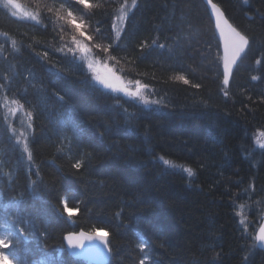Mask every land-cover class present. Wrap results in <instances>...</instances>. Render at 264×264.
<instances>
[{"label": "trees", "instance_id": "obj_1", "mask_svg": "<svg viewBox=\"0 0 264 264\" xmlns=\"http://www.w3.org/2000/svg\"><path fill=\"white\" fill-rule=\"evenodd\" d=\"M16 1L38 13L33 22L0 6V203L15 200L34 233L20 238L19 264H86L57 255L65 233L94 227L110 232L107 264L146 255L147 264H264L254 243L264 209V149L254 142L264 133V0H212L249 40L227 86L203 0H137L119 38L112 21L125 0H90L99 5L90 9ZM68 10L83 19L91 51L147 85L144 96L157 103L91 83L65 48L77 30ZM4 98L32 114L31 161L6 123ZM162 157L191 168L192 180ZM65 198L79 205L74 223L63 216Z\"/></svg>", "mask_w": 264, "mask_h": 264}, {"label": "snow or ice", "instance_id": "obj_2", "mask_svg": "<svg viewBox=\"0 0 264 264\" xmlns=\"http://www.w3.org/2000/svg\"><path fill=\"white\" fill-rule=\"evenodd\" d=\"M211 4L212 10L216 16V26L221 30V35L224 36V29L221 28V21L225 25H228L230 32L225 39L224 49V83L227 85L228 78L231 73V67L236 62L237 58L240 56L242 52L245 51V48L249 44V40L245 35H242L238 32L234 27L228 24V21L224 19V15L221 12L220 8L217 4L212 3V0H208ZM77 4L83 5L85 9H90L93 7H98L99 5L93 4L90 0H76ZM137 0H132L131 6L127 4V0L125 3L121 4L117 9L118 14L114 17L113 21V30L116 33V37L119 38L120 32L123 28L124 22L128 18V14L131 11V8L136 6ZM5 7H11L13 9L12 15L16 16L17 11L21 12L24 18H30L32 20H36V16L31 15L27 11H25L20 4L16 3V0H5ZM63 7V5L61 6ZM67 17L69 22L76 25L77 31L81 36H85V33L81 31V27L83 25V19L76 16L73 11H67ZM118 22V23H117ZM85 39H92V36H85ZM13 47H15V41L12 42ZM72 43L76 45L75 49L69 48L68 51H79L81 55L77 57V59L83 60L87 63V67L92 70L94 74V79L97 83L103 85L105 89H111L112 92H122L125 96L138 99L144 105H148L149 103H157V101H149L143 94L142 89L146 88L147 85H142L139 80L127 81L126 83L121 80L120 77H116L117 80L121 82L119 84H115L110 82L107 78L101 77L93 65L98 63L96 59L93 58L91 54V49L85 46L81 41L77 40L75 36L72 37ZM97 48H102L104 52H108V47H105L100 44L94 45ZM111 59V57H109ZM177 79L184 80L183 77H177ZM253 80L256 79L255 76L252 77ZM135 84V89L131 87L132 84ZM184 83H187V80H184ZM8 104L7 98H5V105ZM11 104L18 105L19 108L22 109V105H19V102L15 99L11 101ZM17 109H10L12 114L14 115ZM28 124L27 127L31 128V112L26 113ZM62 123V122H61ZM260 136L264 137V133H260ZM17 143L23 144L22 150L24 153L28 154V160H32V154L29 148V144L27 143V137L24 132L20 133V137L17 138ZM260 147L264 148V142H260ZM163 159V157L161 158ZM163 163L169 167H183L179 165L173 164V162L163 159ZM73 167L79 169L81 167L80 162L73 164ZM183 171L187 174L188 177H192L194 175L193 170L188 167H183ZM61 205L63 207V216H66L69 223H74L73 218L77 217L80 214L79 205L76 207H70L69 201L67 198L61 200ZM11 209V211H8ZM0 212H7V219L5 220L3 217H0V262L3 264H19L18 258L14 255L15 252L20 251L23 252L25 249L21 247L22 241L20 238H23L24 242L31 241L34 238V233L32 230V219L29 216L22 215L15 208V200L10 202V204L5 205L0 203ZM110 232L106 228L103 227H94L91 231L85 232L80 231L76 232H68L63 236V240L67 244L68 254L72 257L76 258H85V259H100L107 264L109 260V238ZM256 241H259L262 245H264V225H261L259 228L258 234L254 237ZM147 247L146 242L141 240L140 248L141 251H144ZM39 248V246H37ZM7 249H13V253L6 251ZM65 249H60L57 255V259L60 258V254H62ZM43 255L47 256L46 253ZM151 259L150 256L146 255L145 259L141 261V264H147V262ZM31 264H45L44 260L31 261Z\"/></svg>", "mask_w": 264, "mask_h": 264}, {"label": "rangeland", "instance_id": "obj_3", "mask_svg": "<svg viewBox=\"0 0 264 264\" xmlns=\"http://www.w3.org/2000/svg\"><path fill=\"white\" fill-rule=\"evenodd\" d=\"M4 3H5V0H0V6L3 7V9L6 10L9 14L12 15L13 9L10 6L9 7H5L4 6ZM16 3H18V2L16 1ZM127 4L129 6H131V2H129ZM21 7L25 11H27L28 13H30L31 15L36 16V18H37V14L38 13L35 10L30 9L27 6H24V5L23 6L21 5ZM117 14H118V12L116 10L115 13H114V16H113V21H114V17ZM16 17H18L20 19H23V20L33 21V22H37L38 21V18L36 20H32L30 18H24L23 15H22V13L19 12V11H17ZM113 21H112V23H113ZM73 26H76V25L73 24ZM74 36L77 38V40L81 41L85 46H87L88 48H90L88 46V44H87V39H85L84 36H81L77 30L74 31ZM65 48H66V51L70 55H72V56H74L76 58L81 55V53L79 51H75V53L72 52V51H68L69 48H72V49H75L76 48V45L72 43V37L68 41L65 42ZM91 54H92L93 58L98 61V63H95L93 65V67L96 70V73H98L101 77L107 78L110 82L115 83V84H119L121 82L120 80H117L116 77H120L121 80L123 82H125V83L127 81H129V80H126V79H124V78L121 77V74L116 69L117 67L114 65L113 62H110L107 58L98 57L95 54L94 51L93 52L91 51ZM78 60L83 63V67L85 69L86 75L90 79V81H91L92 84H94L98 88H100V89H102V90H104V91H106V92L114 95V97H116V98L129 99V100H131V101H133V102H135L137 104H140L141 103L138 99H133V98L127 97L122 92H112L111 89H105L103 87V85L97 83V81L93 78L95 73L87 67V63L85 61H83V60H80V59H78ZM131 87L133 89H135V84L133 83L131 85ZM142 91H143V94L145 95V88L142 89ZM1 100H2L1 102H2V109H3V113H4V118L6 120L7 125H9L10 127H12V131L14 132V134L16 136L15 137L16 140H17V138L20 137V133L21 132H24L26 134V137L28 138L29 132H30V128L27 127L28 119H27V116H26V113L24 112V110L21 109V108H19L18 105L11 104V101L13 99H9L7 105H5V98L4 99H1ZM10 109H17L14 115L12 114V112L10 111ZM254 142H255V147L256 148H258V149H264V148H261L260 147V142H264V137H258L256 139V141H254ZM18 145L22 149L23 144L20 143ZM24 154H27V153H24ZM167 167H169V166H167ZM170 168L173 169V170H176V171H178L180 173H182L189 181H191L192 178H193V176L192 177H188L187 176V174L183 171V167H174V168L173 167H170ZM0 264H3V262H0Z\"/></svg>", "mask_w": 264, "mask_h": 264}, {"label": "water", "instance_id": "obj_4", "mask_svg": "<svg viewBox=\"0 0 264 264\" xmlns=\"http://www.w3.org/2000/svg\"><path fill=\"white\" fill-rule=\"evenodd\" d=\"M203 1H204V4H205V6H206V8H207V10H208L209 16H210L211 21H212V24H213V28H214L215 35H216L217 40H218L219 45H220V51H221V68H222L223 82H224V55H225L224 43H225V39H226V37L228 36V34H229V32H230V29L228 28V25H225V24L223 23V21H221V28L224 29V36L221 35V30H220L219 28H217V26H216V16H215V14H214V12H213V10H212L211 4L208 2V0H203ZM220 10H221V9H220ZM221 12H222V10H221ZM222 13H223V12H222ZM223 15H224V13H223ZM224 19L227 20L226 17H225V15H224ZM227 21H228V20H227ZM228 24L232 26V24H231L229 21H228ZM232 27H233V26H232ZM247 47H248V46H247ZM247 47L245 48V51H246ZM245 51L242 52V53L240 54V56L237 58L236 62L232 65V67H231V73H230V75H229L228 81H229L230 78H231V75H232V73H233V70H234L235 66L237 65V63H238V62L240 61V59L242 58V56L244 55ZM224 84H225V83H224ZM261 225H264V211H263V213H262V217H261V223H260V226H261ZM260 226L258 227V229H257V231H256V233H255V236L258 234ZM64 242H65V241H64ZM255 244H256L257 249H258L259 251H261V252L264 253V245H262L259 241H256V240H255ZM65 246H66V248H67V244H66V242H65ZM75 258H76V257H75ZM78 259H81V260H83V261H85V262H88V263H90V264H105V262L102 261V260H100V259H92V260H89V259H85V258H82V257H81V258H78Z\"/></svg>", "mask_w": 264, "mask_h": 264}, {"label": "bare ground", "instance_id": "obj_5", "mask_svg": "<svg viewBox=\"0 0 264 264\" xmlns=\"http://www.w3.org/2000/svg\"><path fill=\"white\" fill-rule=\"evenodd\" d=\"M204 2V1H203ZM212 3H214V2H212ZM218 6V5H217ZM219 7V6H218ZM236 29V28H235ZM237 30V29H236ZM238 31V30H237Z\"/></svg>", "mask_w": 264, "mask_h": 264}]
</instances>
